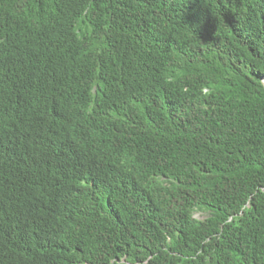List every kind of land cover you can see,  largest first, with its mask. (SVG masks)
<instances>
[{"label":"trees","instance_id":"trees-1","mask_svg":"<svg viewBox=\"0 0 264 264\" xmlns=\"http://www.w3.org/2000/svg\"><path fill=\"white\" fill-rule=\"evenodd\" d=\"M0 264H264V0H0Z\"/></svg>","mask_w":264,"mask_h":264},{"label":"rangeland","instance_id":"rangeland-1","mask_svg":"<svg viewBox=\"0 0 264 264\" xmlns=\"http://www.w3.org/2000/svg\"><path fill=\"white\" fill-rule=\"evenodd\" d=\"M206 217H207V214H204V213H196L195 214V218L199 219V220H202V219H204Z\"/></svg>","mask_w":264,"mask_h":264}]
</instances>
